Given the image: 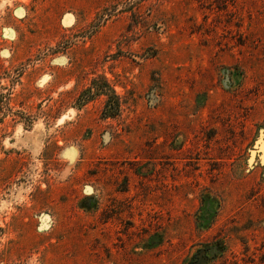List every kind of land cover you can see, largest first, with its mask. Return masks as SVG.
Instances as JSON below:
<instances>
[{"label":"rangeland","instance_id":"obj_1","mask_svg":"<svg viewBox=\"0 0 264 264\" xmlns=\"http://www.w3.org/2000/svg\"><path fill=\"white\" fill-rule=\"evenodd\" d=\"M263 155L264 0H0V264H264Z\"/></svg>","mask_w":264,"mask_h":264},{"label":"trees","instance_id":"obj_2","mask_svg":"<svg viewBox=\"0 0 264 264\" xmlns=\"http://www.w3.org/2000/svg\"><path fill=\"white\" fill-rule=\"evenodd\" d=\"M115 106H116V104L114 102H111V103H110V101L107 102L106 111H105L106 116L114 114V112H112L111 110L113 108H115Z\"/></svg>","mask_w":264,"mask_h":264},{"label":"water","instance_id":"obj_3","mask_svg":"<svg viewBox=\"0 0 264 264\" xmlns=\"http://www.w3.org/2000/svg\"><path fill=\"white\" fill-rule=\"evenodd\" d=\"M259 144H261V143H259ZM259 146H260V145H258V147H259ZM260 161L264 162V155H263V157L260 158Z\"/></svg>","mask_w":264,"mask_h":264}]
</instances>
